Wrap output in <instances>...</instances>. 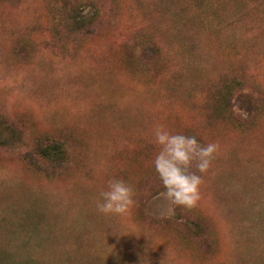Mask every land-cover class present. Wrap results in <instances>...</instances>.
Instances as JSON below:
<instances>
[{"label":"rangeland","instance_id":"obj_1","mask_svg":"<svg viewBox=\"0 0 264 264\" xmlns=\"http://www.w3.org/2000/svg\"><path fill=\"white\" fill-rule=\"evenodd\" d=\"M157 126L218 145L192 207ZM0 264H264V0H0Z\"/></svg>","mask_w":264,"mask_h":264},{"label":"clouds","instance_id":"obj_2","mask_svg":"<svg viewBox=\"0 0 264 264\" xmlns=\"http://www.w3.org/2000/svg\"><path fill=\"white\" fill-rule=\"evenodd\" d=\"M153 141L159 146L153 164L165 189L164 198L172 205L192 207L199 199L202 174L210 169L218 145H201L195 136L171 134L163 126L154 128ZM193 162L196 172L190 171ZM133 196L124 180L111 179L100 193L96 211L104 217H124L134 204Z\"/></svg>","mask_w":264,"mask_h":264},{"label":"trees","instance_id":"obj_3","mask_svg":"<svg viewBox=\"0 0 264 264\" xmlns=\"http://www.w3.org/2000/svg\"><path fill=\"white\" fill-rule=\"evenodd\" d=\"M154 50V49H153ZM151 49V51H153ZM239 100H245V102L247 103L248 109H247V113H250L252 108L254 107V102L252 100V98L249 95H240L239 96ZM54 155V156H52ZM64 155V149H62V147L59 144H55V143H46L44 145L39 146L35 152H34V156L36 157H40L42 156L43 158H62Z\"/></svg>","mask_w":264,"mask_h":264}]
</instances>
